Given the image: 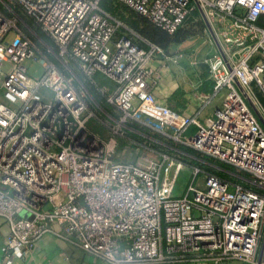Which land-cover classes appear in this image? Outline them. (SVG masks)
<instances>
[{
	"label": "built area",
	"instance_id": "2783aa9c",
	"mask_svg": "<svg viewBox=\"0 0 264 264\" xmlns=\"http://www.w3.org/2000/svg\"><path fill=\"white\" fill-rule=\"evenodd\" d=\"M114 1L171 35L197 9L211 22L234 17L210 65L222 102L203 122L159 102L151 63L163 48L102 8V0H6L42 28L62 59L71 54L84 76L112 81L108 101L123 116L117 126L102 121L105 135L93 132L85 89L50 58L51 48L40 50L18 26V14L0 10L4 264L26 260L50 234L104 264H264V193L195 168V176L203 172L201 185L193 181L175 197L183 162L167 154L141 162L116 156L120 123L142 121L171 129L175 139L249 173L264 189V106L256 90L264 95V0ZM34 57L44 67L39 78L25 65ZM191 126L197 129L189 134Z\"/></svg>",
	"mask_w": 264,
	"mask_h": 264
},
{
	"label": "rangeland",
	"instance_id": "374dc122",
	"mask_svg": "<svg viewBox=\"0 0 264 264\" xmlns=\"http://www.w3.org/2000/svg\"><path fill=\"white\" fill-rule=\"evenodd\" d=\"M10 4V3H9ZM6 0H0V10L9 16L17 15L18 26L33 39L40 50L47 51V47L51 48L49 56L56 64L66 73L73 75L78 84L81 85L87 95L94 116L89 123V128L93 132H100L105 135L107 126L102 121L106 120L108 125L114 126L118 121H121L122 112L108 101V96L115 89V84L101 74H96L92 79L84 76L80 71L78 61L68 54L66 59H62L58 55L59 48L53 40L42 30V28L34 22L30 17L25 15L18 6L12 7V4ZM110 2L102 0L101 7L110 9ZM121 6H124L121 4ZM122 7L119 8L118 14L123 16ZM237 15L244 14V11L237 10ZM234 17H227L224 22L215 20L211 22L200 9H197L189 20L175 34L181 38L180 42H173L171 48L165 53L176 60L170 61L171 64H178L184 67L189 75L199 76L201 72H208L211 62L216 54H219V48L224 43V34L232 32L230 24ZM122 20L133 30L128 21ZM264 24V20L260 21ZM218 32L216 34L215 30ZM139 31V30H138ZM137 31V32H138ZM121 29L119 33H123ZM12 33V32H11ZM139 33V32H138ZM141 34V33H140ZM220 34V35H219ZM174 35V36H175ZM141 36H143L141 34ZM230 36V34H228ZM145 37V36H144ZM139 40V39H138ZM37 54L40 55V50ZM262 53L259 51L254 54L252 62H256ZM40 57V56H39ZM25 65L28 72L35 78L41 77L44 72V67L39 58L34 57L27 59ZM11 69L9 60L2 62V70L8 72ZM78 73V75H77ZM101 89H106L102 92ZM260 101L264 106V95L256 88ZM109 115L111 119L107 116ZM117 126V124H116ZM120 144L117 149L118 160L141 162L146 157H161L163 154L170 155L184 164V168L178 175L174 196L183 197L187 194L190 184L195 182V185L200 186L203 182V172L195 176V168H199L204 172H209L219 177H222L231 183H240L248 188H252L264 193L262 186L255 184L251 175L241 169H238L218 158L206 155L201 151L190 147L189 145L175 139L173 131L167 129L164 132L158 131L146 125L142 121L128 120L120 123L119 126ZM264 240H262L263 242Z\"/></svg>",
	"mask_w": 264,
	"mask_h": 264
},
{
	"label": "crops",
	"instance_id": "0c3cea01",
	"mask_svg": "<svg viewBox=\"0 0 264 264\" xmlns=\"http://www.w3.org/2000/svg\"><path fill=\"white\" fill-rule=\"evenodd\" d=\"M3 2V0H2ZM121 4V3H120ZM124 5V4H123ZM112 14V13H111ZM114 15V14H112ZM121 21L120 15H114ZM124 22V21H123ZM125 23V22H124ZM126 24V23H125ZM141 45H144L140 41ZM163 48L164 53L155 56L151 63L154 78L156 81L154 94L156 99L173 108L174 110L197 117L201 122L205 121L214 110L221 104L223 93L216 94L213 90V79L209 67V73L201 72L199 76L189 75L181 64H171L175 62L173 57L168 56L166 52L171 48ZM78 75V73H77ZM190 130H196L191 126ZM56 231L59 230L54 225ZM9 232L8 225L0 218V264H4L2 246ZM259 252L261 257L262 247ZM264 259V253L262 255ZM14 264H104L100 259L88 254L79 245L61 238L56 234L45 236L38 242L32 250L31 256L26 260L15 259ZM182 264V263H180ZM183 264H211L208 261H191ZM233 264H250L247 262L236 261Z\"/></svg>",
	"mask_w": 264,
	"mask_h": 264
},
{
	"label": "trees",
	"instance_id": "16d2710c",
	"mask_svg": "<svg viewBox=\"0 0 264 264\" xmlns=\"http://www.w3.org/2000/svg\"><path fill=\"white\" fill-rule=\"evenodd\" d=\"M110 2V9H106L110 13L114 15H118L121 13H118V10L120 7L121 10L123 9L122 13L124 14L123 16H120L121 18H124V20L128 21L134 29H136L139 33H141L143 36L146 38L150 39L152 42L158 44L162 48H167L170 44L173 42H180L181 38H179L177 35L173 34H168L164 30H162L159 27H156L153 25L147 18L143 17L142 15L138 14L131 8L127 6H121L120 3L115 2L114 0H107ZM105 9V8H104ZM193 15V14H192ZM175 35V36H174ZM197 129V128H196ZM196 130H190L188 133L192 134Z\"/></svg>",
	"mask_w": 264,
	"mask_h": 264
},
{
	"label": "water",
	"instance_id": "95a60500",
	"mask_svg": "<svg viewBox=\"0 0 264 264\" xmlns=\"http://www.w3.org/2000/svg\"><path fill=\"white\" fill-rule=\"evenodd\" d=\"M263 253H264V243H263V247H262L261 258H262Z\"/></svg>",
	"mask_w": 264,
	"mask_h": 264
}]
</instances>
